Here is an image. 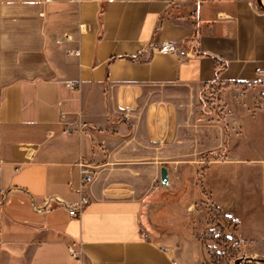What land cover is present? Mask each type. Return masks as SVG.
Returning a JSON list of instances; mask_svg holds the SVG:
<instances>
[{"label":"crops","instance_id":"obj_1","mask_svg":"<svg viewBox=\"0 0 264 264\" xmlns=\"http://www.w3.org/2000/svg\"><path fill=\"white\" fill-rule=\"evenodd\" d=\"M0 98V264H209L219 233L264 254L257 0H0Z\"/></svg>","mask_w":264,"mask_h":264},{"label":"built area","instance_id":"obj_2","mask_svg":"<svg viewBox=\"0 0 264 264\" xmlns=\"http://www.w3.org/2000/svg\"><path fill=\"white\" fill-rule=\"evenodd\" d=\"M67 39H73L74 36L71 34H68ZM154 49H157L161 52L164 53H174V54H178L180 56H185L187 53L181 48L179 47L175 42L173 41H165L162 42L161 44H158L154 47ZM74 54L79 55L80 54V50H74ZM68 85L70 87H74L75 83L74 82H70L68 83ZM1 101V98H0ZM1 157H0V171H1ZM79 166H80V193H81V197L78 201L71 203L68 206L69 209V213L71 216L73 217H80L84 210L86 209V207L90 204V197L88 194H86L85 192V187L93 180L94 178V173L91 170V165L88 164L87 162H85L84 160L80 159L78 162ZM51 206L50 202L48 201L46 204L44 205H38V209L39 210H46Z\"/></svg>","mask_w":264,"mask_h":264},{"label":"rangeland","instance_id":"obj_3","mask_svg":"<svg viewBox=\"0 0 264 264\" xmlns=\"http://www.w3.org/2000/svg\"><path fill=\"white\" fill-rule=\"evenodd\" d=\"M209 90V89H208ZM214 91L211 89L206 93V101L210 102L211 96ZM216 99V97H213ZM213 236V244L208 246L206 253V259L209 264H233L234 261L244 255L254 256L257 258H264V254H247L242 251L241 248L231 246V238L224 233L218 235L211 234ZM242 264H264V263H242Z\"/></svg>","mask_w":264,"mask_h":264},{"label":"water","instance_id":"obj_4","mask_svg":"<svg viewBox=\"0 0 264 264\" xmlns=\"http://www.w3.org/2000/svg\"><path fill=\"white\" fill-rule=\"evenodd\" d=\"M258 4L264 10V3L262 0H257ZM161 182L163 185H167L169 183L168 170L165 166L161 168ZM242 263H264V258H257L254 256L244 255L237 258L233 264H242Z\"/></svg>","mask_w":264,"mask_h":264},{"label":"trees","instance_id":"obj_5","mask_svg":"<svg viewBox=\"0 0 264 264\" xmlns=\"http://www.w3.org/2000/svg\"><path fill=\"white\" fill-rule=\"evenodd\" d=\"M225 67V64L224 63H219L218 64V68H217V71H216V74L218 75L220 73V71ZM229 83H226L223 87H226L228 86ZM214 84H207L206 87H205V90H208V89H214ZM221 89H222V86L221 87H218L217 90L214 89V93L217 95L218 99L221 100L222 99V92H221ZM210 102H207L206 100L203 101V105H209ZM219 118L221 120H224L222 117L219 116ZM225 121V120H224ZM227 125V128H228V123H226Z\"/></svg>","mask_w":264,"mask_h":264}]
</instances>
